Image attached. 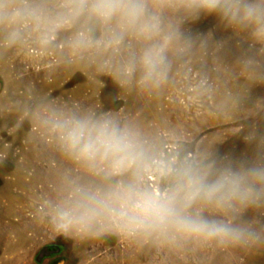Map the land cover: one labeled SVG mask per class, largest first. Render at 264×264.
<instances>
[{
	"label": "rangeland",
	"instance_id": "obj_1",
	"mask_svg": "<svg viewBox=\"0 0 264 264\" xmlns=\"http://www.w3.org/2000/svg\"><path fill=\"white\" fill-rule=\"evenodd\" d=\"M54 16L59 0H32ZM165 20L179 14L170 10ZM15 43L0 26V264H264V235L251 244L133 224L108 194L135 184L156 195L175 184L173 165L214 172L264 161V41L215 15L183 20L160 86L131 62L144 42L73 45L85 22L26 23ZM94 41L105 29L89 24ZM111 121L144 156L119 172L65 146L76 121ZM95 196L107 201L96 203ZM189 215L264 228V203L239 215L197 201Z\"/></svg>",
	"mask_w": 264,
	"mask_h": 264
},
{
	"label": "clouds",
	"instance_id": "obj_2",
	"mask_svg": "<svg viewBox=\"0 0 264 264\" xmlns=\"http://www.w3.org/2000/svg\"><path fill=\"white\" fill-rule=\"evenodd\" d=\"M58 9L54 16H49L42 5L32 0H0V26L10 29V43L21 37L17 26L46 22L49 27L61 28L81 19L85 30L72 40L77 48L94 44L119 46L126 36H134L144 42V47L133 58L131 70L139 69L147 87L164 83L169 71V51L179 40L190 39L179 30L183 20L215 15L230 25L250 29L256 39L264 41V0H59ZM169 10L179 14L175 23L165 20L164 13ZM89 24L105 29L101 40L92 39ZM65 146L85 160L104 155L116 172L144 156L142 145L130 131L107 120L76 121L67 130ZM172 171L176 182L167 193L156 195L129 184L109 193L107 200L119 201L121 214L133 224L172 227L188 235L233 244H251L262 238L264 228L258 231L248 221L209 220L189 215L186 209L202 201L222 212L239 215L264 203V161L245 162L241 166L227 164L214 172L182 163L173 165ZM90 199L100 204L107 202L95 196Z\"/></svg>",
	"mask_w": 264,
	"mask_h": 264
}]
</instances>
